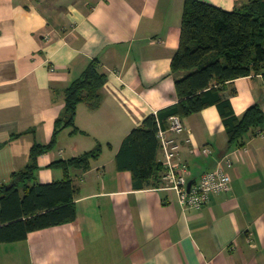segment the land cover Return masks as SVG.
I'll return each instance as SVG.
<instances>
[{
    "label": "crops",
    "instance_id": "1",
    "mask_svg": "<svg viewBox=\"0 0 264 264\" xmlns=\"http://www.w3.org/2000/svg\"><path fill=\"white\" fill-rule=\"evenodd\" d=\"M185 1L0 0V186L31 162L34 145L50 144L66 90L89 64L97 60L107 77L100 107L78 105L80 132L58 134L31 183L63 180L53 163L101 146L88 171L69 170L76 219L0 244V264H264V128L233 146L210 106L182 118V133H168L189 181L232 160L231 191L210 196L202 209L182 206L161 185L139 190L131 172L117 169L131 131L179 100L171 61ZM199 1L232 11L245 0ZM221 95L237 117L253 105L264 112V76L229 82ZM158 161H165L161 147Z\"/></svg>",
    "mask_w": 264,
    "mask_h": 264
},
{
    "label": "trees",
    "instance_id": "2",
    "mask_svg": "<svg viewBox=\"0 0 264 264\" xmlns=\"http://www.w3.org/2000/svg\"><path fill=\"white\" fill-rule=\"evenodd\" d=\"M99 67L97 60L92 61L66 90L64 111L56 119L50 144L34 145L31 162L13 174L11 184L0 186V244L21 241L31 232L76 219V192L69 170L88 171L101 146L68 161L53 163L52 166L65 172L63 180L31 183L38 157L55 146L58 134L69 127L74 133L80 132L75 126L78 105L85 104L91 110L100 107V90L107 77L100 73ZM171 72L178 102L148 116L140 127L131 131L116 157L117 169L131 172L134 187L139 190L151 183L161 185L164 166L158 161L161 146L157 134L169 127V119L174 116L187 118L216 106L229 143L236 147L245 145L243 139L247 134L263 130L264 112L258 105L237 117L221 93L227 83L236 79L261 73L264 76V0H245L232 11L199 0H186L179 48L171 61Z\"/></svg>",
    "mask_w": 264,
    "mask_h": 264
},
{
    "label": "built area",
    "instance_id": "3",
    "mask_svg": "<svg viewBox=\"0 0 264 264\" xmlns=\"http://www.w3.org/2000/svg\"><path fill=\"white\" fill-rule=\"evenodd\" d=\"M169 129H160L157 138L164 152V172L161 178V187L167 191H174L179 197L182 206L186 208L202 209L209 201L210 196L220 195L231 191V176L227 172L233 164L232 160L225 159L219 162L216 169L203 173L199 179L189 181L187 165L181 159L180 145L176 137H169L168 133L178 135L184 130L182 118H170ZM203 155H210V149L201 151ZM195 154H199L196 151ZM192 185L189 188V183Z\"/></svg>",
    "mask_w": 264,
    "mask_h": 264
},
{
    "label": "water",
    "instance_id": "4",
    "mask_svg": "<svg viewBox=\"0 0 264 264\" xmlns=\"http://www.w3.org/2000/svg\"><path fill=\"white\" fill-rule=\"evenodd\" d=\"M191 185H192V182L189 183V188H190Z\"/></svg>",
    "mask_w": 264,
    "mask_h": 264
},
{
    "label": "rangeland",
    "instance_id": "5",
    "mask_svg": "<svg viewBox=\"0 0 264 264\" xmlns=\"http://www.w3.org/2000/svg\"><path fill=\"white\" fill-rule=\"evenodd\" d=\"M175 117V116H174Z\"/></svg>",
    "mask_w": 264,
    "mask_h": 264
}]
</instances>
